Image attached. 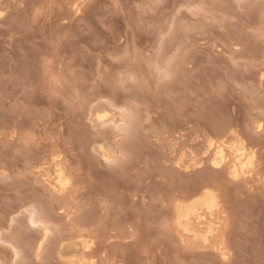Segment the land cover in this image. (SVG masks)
Returning a JSON list of instances; mask_svg holds the SVG:
<instances>
[{
    "label": "rangeland",
    "instance_id": "rangeland-1",
    "mask_svg": "<svg viewBox=\"0 0 264 264\" xmlns=\"http://www.w3.org/2000/svg\"><path fill=\"white\" fill-rule=\"evenodd\" d=\"M0 13V264H82L87 246L95 264H264L261 0H0ZM218 147L244 154L238 179L213 165ZM202 188L218 200L207 242L174 217Z\"/></svg>",
    "mask_w": 264,
    "mask_h": 264
},
{
    "label": "bare ground",
    "instance_id": "bare-ground-1",
    "mask_svg": "<svg viewBox=\"0 0 264 264\" xmlns=\"http://www.w3.org/2000/svg\"><path fill=\"white\" fill-rule=\"evenodd\" d=\"M99 154L103 158V160L108 163V160L115 161L116 158L109 153H106L103 151V149H99ZM223 150H221V147H218L217 150H214V154L212 155V163L213 165H219V167H226L231 176H238L239 171L243 170L249 162L246 161V158L244 157V154L240 153V150L233 151L232 152V158L227 160L228 158L225 157ZM109 164V163H108ZM216 167V166H215ZM218 168V167H217ZM245 171V170H243ZM56 176L54 178L49 176V185L51 187V190L53 194L62 196L66 194L68 190V186L71 184V179L67 177L64 168L62 166L57 165L56 169ZM242 174V173H241ZM239 177V176H238ZM71 186V185H70ZM204 188L201 190H195L191 192L187 196L188 199H193L191 202L188 201H181L178 202L175 205L174 209V217H175V226L178 229L183 230L184 232L193 234V237L195 241L197 239H201L203 242H207L210 238V236L214 232L213 224L206 228L205 231H203L204 223V217L203 213L208 212L210 213L211 217L213 216L214 209H218V200L217 196L213 194V192H210L206 190V192H203ZM210 194V195H209ZM217 212V211H216ZM208 216V215H207ZM214 218V216L212 217ZM209 219V216H208ZM210 220V219H209ZM31 221L34 223V218L31 219ZM206 221V219H205ZM211 221V220H210ZM212 223V222H210ZM79 224V223H78ZM48 228H44V239L41 240V244L39 246V251L41 249L42 243L44 242L45 238H48ZM179 232V231H178ZM181 232V231H180ZM179 232V233H180ZM181 235V234H180ZM183 236V235H181ZM188 237H191L188 235ZM192 237V238H193ZM190 239V238H188ZM186 241V238H185ZM201 242V241H199ZM84 248V247H83ZM85 252L81 254L80 258L78 259L79 263H87V264H95L93 262L94 255L92 253V246H87L83 249ZM82 250V252H83ZM76 254V253H75ZM77 256V255H76ZM69 260V259H68ZM69 262H72L69 260Z\"/></svg>",
    "mask_w": 264,
    "mask_h": 264
},
{
    "label": "snow or ice",
    "instance_id": "snow-or-ice-1",
    "mask_svg": "<svg viewBox=\"0 0 264 264\" xmlns=\"http://www.w3.org/2000/svg\"><path fill=\"white\" fill-rule=\"evenodd\" d=\"M261 3H262V6H264V0H261ZM2 15H3V13H0V16H2ZM261 71L264 72V68H262ZM260 79H261V81H264V75H261ZM104 102H105V103H110L111 101H110V100H106V101H104ZM117 110H118V111H121V112H124V111H125L124 108H118ZM261 120L264 121V112H262V114H261ZM259 129H260L261 137L264 138V122H262V123L259 124ZM234 134H235V133H233V135H234ZM107 162H108L109 164H112V163H113V161H111V160H108ZM215 166H216V167H219L218 164L215 165ZM238 178H239L238 176H234V177H233V179H238ZM209 195H210V194H209Z\"/></svg>",
    "mask_w": 264,
    "mask_h": 264
}]
</instances>
